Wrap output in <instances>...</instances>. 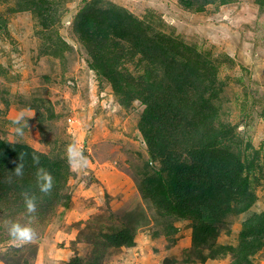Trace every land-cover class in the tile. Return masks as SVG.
I'll use <instances>...</instances> for the list:
<instances>
[{
  "label": "rangeland",
  "instance_id": "obj_1",
  "mask_svg": "<svg viewBox=\"0 0 264 264\" xmlns=\"http://www.w3.org/2000/svg\"><path fill=\"white\" fill-rule=\"evenodd\" d=\"M119 10L131 29V20L140 26L133 40L117 45L119 56L135 41L154 47L171 39L214 65L215 128L231 134L220 146L235 167L245 164L247 199L232 195L231 177L210 180L200 172L190 192L173 190L181 186L173 163L182 167L185 157L148 143L144 120L150 114L145 129L154 125L156 133L158 113L137 96L123 103L112 74L95 67L98 41L76 31L97 11L108 25ZM139 54L108 60L106 71L141 80L155 65L140 64ZM180 66L157 64V80L167 84ZM22 112L21 136L13 120ZM70 143L83 150L87 168L69 166ZM37 167L53 177L49 195L36 187ZM25 190L38 197L30 243L12 241L3 226L5 219L24 222ZM240 202L250 206L239 212ZM258 226L264 227V0H0V264H264Z\"/></svg>",
  "mask_w": 264,
  "mask_h": 264
},
{
  "label": "trees",
  "instance_id": "obj_2",
  "mask_svg": "<svg viewBox=\"0 0 264 264\" xmlns=\"http://www.w3.org/2000/svg\"><path fill=\"white\" fill-rule=\"evenodd\" d=\"M119 11V13H113L114 15L112 19H109L108 25L98 20L100 15L97 11L95 13L96 19H89L84 24L80 23L76 31L83 33L87 38V42L94 43L98 41L96 49L102 52L98 51L95 67L102 75L110 76L112 74L110 79L115 84L116 93L122 97V102L128 104L132 98L137 96V98L148 104L149 113L151 109L153 113H158V116L155 117V120L158 121L156 123L158 124L156 133L154 132V125H151L149 129H145V122L146 125L151 124L150 114L148 115L150 119L144 120L142 129L145 130L144 133L148 143L156 149H167L170 156L175 159L185 157L182 167L173 163L174 181L181 185L179 189L174 188L173 190L190 192V189L194 187L195 176L200 172L201 177L205 176L210 180L222 176H226L225 178L227 176L231 177L232 195H239L240 197L246 195L243 199H247V191L242 186V181L244 183V181L249 180L248 177L242 175L243 171L246 170L245 164H238L235 167L231 162V159L234 158L233 154L228 152V147L224 149L220 146L224 143V138L230 136L231 139V134L227 132L221 136L215 128L217 117L213 114L210 102L211 99L215 98V95L217 96L219 79L214 65L204 63L197 50L192 46L188 47L182 42L175 43L171 39L164 40L161 38L154 47L135 41L133 51L122 53L119 56L115 53V48L120 43L133 40L136 36L134 28L139 26L138 22L131 20V23L135 25L131 29L123 20L126 17L125 13L122 10ZM108 17L106 14L105 18ZM105 44L111 46L107 47ZM103 51H106V53L104 54ZM185 51H187V54L184 53ZM139 52H141L139 54L140 64L148 60V62L150 61L155 65L154 70H148L141 80L136 77L132 78V76L130 79L126 77L123 80V75L116 73L114 69L106 71L108 60L117 64L120 62L121 57L134 58L138 56ZM168 61L170 68H177V64H181L180 68H183L180 73L177 72V75L169 72V77L166 79L168 83L166 84L164 80H157L160 78L157 72V64L164 65ZM142 80L145 81V85L137 87ZM191 92H194L193 98H190ZM187 113H193L196 117L189 119ZM153 154L160 155L161 152L154 150ZM8 156H11V153ZM187 158H190L192 163L187 162ZM180 170L181 174L178 173ZM247 170L249 171L251 168ZM216 187L221 188L220 185ZM249 206L248 203L240 202L238 210L244 212ZM62 214L61 217L63 218ZM253 228L264 233L263 226ZM258 231L254 233H258Z\"/></svg>",
  "mask_w": 264,
  "mask_h": 264
},
{
  "label": "clouds",
  "instance_id": "obj_3",
  "mask_svg": "<svg viewBox=\"0 0 264 264\" xmlns=\"http://www.w3.org/2000/svg\"><path fill=\"white\" fill-rule=\"evenodd\" d=\"M23 120V112L18 114L15 120H13L14 125H18L15 128V132L18 135H23V128L21 121ZM66 161L69 166L73 169L87 168L89 164L88 158L84 155L83 150L76 144L70 143L66 146L65 150ZM24 154L19 156V163L16 164L13 172L17 177L23 176L24 169ZM33 164L39 165L40 160L38 156L33 155ZM36 187L42 195H49L53 188V177L51 173L44 167H37L36 169ZM21 197L24 205V212L21 214L24 217V222L19 220L5 219L3 221V226L6 228L10 238L14 242L30 243L36 238V230L33 224L37 220V202L38 197L34 192L25 190L21 193Z\"/></svg>",
  "mask_w": 264,
  "mask_h": 264
}]
</instances>
